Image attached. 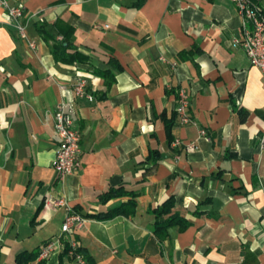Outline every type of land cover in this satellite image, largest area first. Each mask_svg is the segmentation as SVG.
I'll use <instances>...</instances> for the list:
<instances>
[{
    "label": "crops",
    "instance_id": "crops-1",
    "mask_svg": "<svg viewBox=\"0 0 264 264\" xmlns=\"http://www.w3.org/2000/svg\"><path fill=\"white\" fill-rule=\"evenodd\" d=\"M134 2L14 1L31 17L27 39L0 8V264L49 242V264H75L64 254L71 241L92 264H264V73L237 43L242 18L229 0ZM54 23L74 29L86 62L55 59L38 28ZM80 76L93 102L75 97ZM180 89L193 122L178 116L181 144L171 145ZM63 101L75 104L82 140L79 169L62 182L53 163ZM121 186L129 195L103 204ZM61 198L86 218L82 229L62 232L67 211L52 203ZM169 199L168 217L190 226L161 241L155 210ZM132 200L130 216L88 217Z\"/></svg>",
    "mask_w": 264,
    "mask_h": 264
},
{
    "label": "built area",
    "instance_id": "built-area-1",
    "mask_svg": "<svg viewBox=\"0 0 264 264\" xmlns=\"http://www.w3.org/2000/svg\"><path fill=\"white\" fill-rule=\"evenodd\" d=\"M14 1L20 0H0V8L4 12L6 24L12 27L19 35L27 39V26L31 17L26 16L25 9L20 5H15ZM235 4L239 15L243 21V39L237 41L246 51L252 66L260 69L264 73V10L262 7L253 4L250 0H229ZM32 48H35V41L29 42ZM87 79L80 76L74 87V94L77 99H87L94 101V96L87 90ZM190 95L186 89L178 91L177 114L184 125L191 124L193 120L189 115ZM76 113L73 102L63 101L59 103L54 112L55 129L60 137L61 143L56 152L54 168L58 173L59 180L65 181L69 176L76 173L79 169V160L81 155L82 134L74 125V116ZM206 135L205 131H202ZM176 140L174 145H180ZM261 145L264 147V135L261 139ZM187 151L196 149L194 144L187 146ZM52 203L55 206L65 207L67 214L62 226L63 233H73L76 229H82L86 224V218L71 209L66 201L54 199ZM69 255L74 257L76 264H86L85 257L77 250L79 245L71 241ZM56 247V242L47 243L40 252V259L49 257Z\"/></svg>",
    "mask_w": 264,
    "mask_h": 264
},
{
    "label": "trees",
    "instance_id": "trees-1",
    "mask_svg": "<svg viewBox=\"0 0 264 264\" xmlns=\"http://www.w3.org/2000/svg\"><path fill=\"white\" fill-rule=\"evenodd\" d=\"M253 4L260 6L264 10V0H250ZM145 0H135L134 7L139 8ZM39 32L45 37L47 41L53 40L55 45L53 46V54L55 59L58 62H63L66 64H73L75 62L84 63L87 61V58L78 52L77 47L74 46L71 38L74 32V29L71 27H63L60 23H54L52 25H41L38 27ZM57 35H62L63 40L58 41ZM109 65H117L115 60H110L108 62ZM118 66V65H117ZM105 76H113L112 71L109 69L106 72L102 73ZM191 117V116H190ZM178 118L177 112L171 120H166V127L169 137V143L172 145L175 140L172 137V127L174 125L175 120ZM192 119V117H191ZM153 161L157 162L160 159V153L154 152L152 155ZM125 188V186H121L117 189H111L106 195H104L102 202L106 204L110 200L114 198H120L129 195ZM175 206L174 199H169L167 202L163 204V206L157 210L156 213V234L161 241H164L169 237V230L172 227H179L181 231L186 230L190 223L187 219L182 218L179 215H173L168 217L173 208ZM135 210V201H130L127 205H122L116 209L110 210L107 213H102L97 216H88L89 218H97L99 220L111 219L119 215L130 216L133 214ZM77 213H81L80 210H77ZM68 243H66V251L64 254L68 253ZM40 252L41 249L37 248L34 250H25L20 252L15 260V264H49V260H40ZM79 252L85 257L86 264H92L89 259L85 256V253L82 249H79Z\"/></svg>",
    "mask_w": 264,
    "mask_h": 264
},
{
    "label": "rangeland",
    "instance_id": "rangeland-1",
    "mask_svg": "<svg viewBox=\"0 0 264 264\" xmlns=\"http://www.w3.org/2000/svg\"><path fill=\"white\" fill-rule=\"evenodd\" d=\"M68 246H69V249H68L67 256H68L72 261H74V263L76 264V262H75V260H74V257L69 255V251H70V249H71V244H70V242L68 243ZM79 249H81V248H79ZM79 249L77 250L78 253H79ZM52 254H53V253H52ZM52 254H51L49 257H47V258H41V259H40V257H39V259H40L41 261H42V260H49V259L51 258V256H52Z\"/></svg>",
    "mask_w": 264,
    "mask_h": 264
}]
</instances>
